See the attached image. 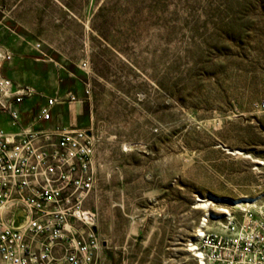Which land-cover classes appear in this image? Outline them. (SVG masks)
Masks as SVG:
<instances>
[{
    "label": "rangeland",
    "instance_id": "obj_1",
    "mask_svg": "<svg viewBox=\"0 0 264 264\" xmlns=\"http://www.w3.org/2000/svg\"><path fill=\"white\" fill-rule=\"evenodd\" d=\"M58 2L60 49L38 42L71 60L49 85L77 92L52 98L94 134L99 264H197L205 218L264 220V0Z\"/></svg>",
    "mask_w": 264,
    "mask_h": 264
},
{
    "label": "built area",
    "instance_id": "obj_2",
    "mask_svg": "<svg viewBox=\"0 0 264 264\" xmlns=\"http://www.w3.org/2000/svg\"><path fill=\"white\" fill-rule=\"evenodd\" d=\"M34 48L46 57L39 42ZM12 58L0 44V111L18 125L19 105L35 89L3 74ZM55 103L64 99L49 98L38 119L49 120ZM94 153L89 129H0V264H99L97 215L85 207L96 183ZM223 221V232L210 231L207 218L197 229L189 244L196 263L264 264V220L228 212Z\"/></svg>",
    "mask_w": 264,
    "mask_h": 264
},
{
    "label": "crops",
    "instance_id": "obj_3",
    "mask_svg": "<svg viewBox=\"0 0 264 264\" xmlns=\"http://www.w3.org/2000/svg\"><path fill=\"white\" fill-rule=\"evenodd\" d=\"M58 4V0H0V44L13 52V58L3 65V74L22 84L31 85L27 80L34 82L42 76L46 77L45 80L48 83L42 87L43 93L47 96L46 99H41L39 97L41 95L33 96L19 105L20 122L18 125L12 123L7 113L0 111V129L19 132L23 129L36 131L58 127H78L76 115L79 111H75L71 105L63 106V103H55L51 106L49 120L38 119L40 109L47 104L49 98L55 94L62 97L77 92L76 82L72 77L61 79V84L58 83L53 88L49 85L53 79V72L57 70L56 66L69 65L71 60L65 61L53 52L51 53L53 57L46 55L48 58L33 55L34 43L38 41L43 43V48L47 51L60 49L59 41L54 35L67 33L66 18L68 15L65 12L67 9L65 5L62 9L63 14H59ZM39 69H46L47 73L44 74Z\"/></svg>",
    "mask_w": 264,
    "mask_h": 264
},
{
    "label": "bare ground",
    "instance_id": "obj_4",
    "mask_svg": "<svg viewBox=\"0 0 264 264\" xmlns=\"http://www.w3.org/2000/svg\"><path fill=\"white\" fill-rule=\"evenodd\" d=\"M204 221H205V219H204ZM203 225H204V223L201 224V226H203ZM201 226H200V227H201ZM201 230H202V229H200V230H198V231L201 232Z\"/></svg>",
    "mask_w": 264,
    "mask_h": 264
}]
</instances>
